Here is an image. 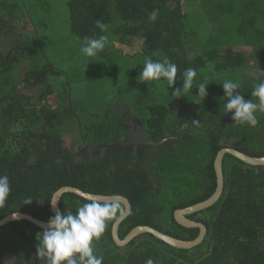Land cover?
Wrapping results in <instances>:
<instances>
[{
    "label": "trees",
    "instance_id": "trees-1",
    "mask_svg": "<svg viewBox=\"0 0 264 264\" xmlns=\"http://www.w3.org/2000/svg\"><path fill=\"white\" fill-rule=\"evenodd\" d=\"M184 1L67 3L74 37L85 41L103 35L112 46L118 42L137 58L161 61L163 56L176 64V83L170 91L159 88V82L166 81L163 78L143 81L139 73L144 63H138L131 74L135 92L130 98L101 101L94 107L84 102L78 110L68 95L64 101L55 93L52 78L62 70L51 62L23 67L27 48L38 41L37 30L32 31L36 32L33 40L19 37L12 48L0 49V175H7L11 186L0 219L23 212L48 221L55 214L50 201L54 193L72 186L130 200L132 211L120 225L121 239L140 225L182 240L198 237L200 228L181 225L175 211L214 194L219 151L230 147L249 156H264V114L257 116L255 127L229 121V113L223 112L222 87L225 80L237 81L236 91L258 102L251 91L264 77L247 73L245 54L234 49L250 46L251 56L264 60V0H187L204 3L214 27L202 45L192 41ZM18 2L0 0V37L19 29L18 20L25 16ZM153 10H158L154 21ZM97 20L107 25L106 31L97 27ZM188 68L197 71L193 88L175 97L172 92L182 87ZM205 81L210 82L203 99L196 87ZM66 133L73 137L72 147L67 150L59 141L54 147L53 141ZM83 148L91 156L78 158ZM223 173L219 200L187 215L207 227L199 245L180 249L145 233L120 247L112 235L113 220L94 241L102 264H146L148 260L153 264H264V165L247 164L226 153ZM29 198L32 201L25 203ZM86 202L68 192L60 208L74 213ZM42 231L28 220L0 226V264L7 253L16 257L15 264H42L36 258V234Z\"/></svg>",
    "mask_w": 264,
    "mask_h": 264
},
{
    "label": "rangeland",
    "instance_id": "rangeland-1",
    "mask_svg": "<svg viewBox=\"0 0 264 264\" xmlns=\"http://www.w3.org/2000/svg\"><path fill=\"white\" fill-rule=\"evenodd\" d=\"M69 0H19L20 13L24 16L19 21V29L9 36L0 37V49L7 51L15 45L17 38L33 40L37 30L35 46L26 50L27 60L23 67H41L44 63L51 62L57 69L62 70L59 77L52 78L55 93L59 99L71 100L78 104V110L84 102L94 107L101 101H112L115 98H130L135 90L131 86L132 71L138 63H144L148 56L137 58L125 52L118 42L112 46L107 40L105 48L94 57H87L81 51L84 40L74 37L70 30V12L67 6ZM205 4L200 1L183 2V9L188 14L191 37L193 43L202 45L213 32L212 23L209 21ZM209 17V18H208ZM26 29H22L24 27ZM33 31V32H32ZM235 51H242L247 58V73L264 77V60L251 56L252 47L239 46ZM44 52V54L42 53ZM161 61L165 57L161 56ZM159 88L170 91L167 81H160ZM54 97V96H53ZM130 107L128 106V109ZM129 109L128 117L131 115ZM228 120H232L229 113ZM138 124L137 122H134ZM138 129V125H136ZM136 132V131H135ZM140 138V135H138ZM63 140V141H62ZM59 146L62 143L68 150L73 145V137L66 133L60 139L53 141ZM79 147V146H77ZM84 149V148H83ZM141 151V150H140ZM88 149L80 151L78 158L89 157ZM127 251L126 248L123 249ZM16 257L7 253L4 264H15Z\"/></svg>",
    "mask_w": 264,
    "mask_h": 264
},
{
    "label": "clouds",
    "instance_id": "clouds-1",
    "mask_svg": "<svg viewBox=\"0 0 264 264\" xmlns=\"http://www.w3.org/2000/svg\"><path fill=\"white\" fill-rule=\"evenodd\" d=\"M158 10H153L150 19L155 20ZM97 27L101 31L107 30V25L97 20ZM107 42L106 36L99 38H85L80 51L87 57H94L101 52ZM139 76L143 81H157L161 78L167 81L168 87L176 83L177 66L167 58L161 61L146 59ZM197 71L188 68L183 73L182 87L175 88L172 95L180 97L193 88L194 78ZM210 81L201 82L197 85L198 96L203 99L208 95L207 84ZM226 102L223 112L231 113L232 120L237 124H248L255 127L259 121L257 116L264 114V80L255 84L251 96L256 97L258 102L246 100L240 92L237 81L225 80L222 83ZM11 191L9 177L0 175V207H3ZM83 199L88 202L81 204L73 213L71 210H56L50 216L42 232L36 234V258L42 264H102L103 257L96 254L94 241H98L104 234L110 221L121 219L126 214V209L118 199L99 200L91 196ZM29 198L25 203H30ZM55 209V200H50ZM17 214L13 213L15 217ZM146 264H153L148 260Z\"/></svg>",
    "mask_w": 264,
    "mask_h": 264
},
{
    "label": "water",
    "instance_id": "water-1",
    "mask_svg": "<svg viewBox=\"0 0 264 264\" xmlns=\"http://www.w3.org/2000/svg\"><path fill=\"white\" fill-rule=\"evenodd\" d=\"M226 153H230L242 161L246 162L247 164H252V165H264V156L260 157H253L249 156L241 151H238L234 148H223L219 151L216 160H215V169H216V174H217V188L214 194L208 198L207 200L197 203L195 205L178 209L175 211V219L183 226L185 227H199L200 228V233L198 237L194 240H182L176 237H173L169 234H166L164 232H161L157 230L156 228H153L151 226L147 225H140L135 227L131 232L124 238L121 239L119 237V229L121 223L130 215L132 211V204L130 200L125 197L124 195H103V194H94L90 192H85L79 188L72 187V186H64L57 190L53 197L52 200L57 201L55 209H53L52 204L51 207L55 213L56 210H60V202L63 194L71 192L75 193L79 196L85 197V196H91L99 200H111V199H118L120 203H122L125 206L126 209V214L121 218L118 219L114 222L113 228H112V235L114 238V241L116 244L120 247H125L127 246L131 240L136 238L137 236L145 233H151L153 234L156 238L170 244L173 247L180 248V249H191L194 248L195 246L199 245L205 238L207 234V227L205 224L192 220L190 219L187 215L192 214L194 212H198L204 209H207L214 205L220 198V196L223 193L224 190V173H223V160L226 155ZM17 215L14 217L13 213L0 219V226L6 225L9 222L15 221V220H28L31 221L32 223L36 224L37 226L44 228V226L47 224V221H43L41 219H38L34 217L31 214L23 213V212H14Z\"/></svg>",
    "mask_w": 264,
    "mask_h": 264
}]
</instances>
